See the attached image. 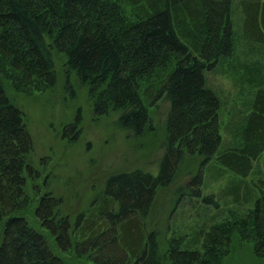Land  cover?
<instances>
[{
  "label": "trees",
  "instance_id": "trees-1",
  "mask_svg": "<svg viewBox=\"0 0 264 264\" xmlns=\"http://www.w3.org/2000/svg\"><path fill=\"white\" fill-rule=\"evenodd\" d=\"M236 16L243 36L264 45L260 0H0L1 76L33 73L53 85L57 50L67 74L88 86L94 111H122L121 124L134 133L152 122L148 104L163 94L170 102L157 174L137 169L112 176L75 224L61 213V197L46 191L32 219L22 204L27 174L36 177L32 137L0 79V264H71L72 249L95 264H163V256L170 264H223L234 230L254 242L264 264L262 179L245 188L244 199H253L248 212L231 209L200 247L199 235L182 226L163 254L156 231L146 228L157 188L168 185L185 152L200 155L201 166L214 160L242 177L264 153V64L251 65L247 79L258 88L248 112L232 124L229 143L221 133V98L206 76L237 46ZM73 126L70 138L77 135ZM200 181L201 173L192 178L191 196L200 198ZM245 185H235V199ZM212 200L205 196L201 205Z\"/></svg>",
  "mask_w": 264,
  "mask_h": 264
},
{
  "label": "rangeland",
  "instance_id": "rangeland-1",
  "mask_svg": "<svg viewBox=\"0 0 264 264\" xmlns=\"http://www.w3.org/2000/svg\"><path fill=\"white\" fill-rule=\"evenodd\" d=\"M241 1L233 0V3L237 5ZM235 18L240 32L237 46L232 54L206 72L209 85L222 101L221 133L225 143L232 141V124L242 113L248 112L258 88L247 79L251 65L255 61L264 64V45L244 37L243 21ZM53 58L56 72L53 85L33 73L28 79L1 75L0 79L13 103L23 112L33 142L31 157L35 173H32L36 177L27 174L23 212L29 218H35L38 198L48 191L61 197V213L68 214L75 224L80 214L88 212L111 175L137 169L153 174L159 172L165 153L170 102L163 94L148 104L152 122L142 133H134L121 124L122 111L111 109L103 114L96 113L88 86L80 83L75 73L67 74L66 57L54 50ZM73 122L76 123L74 128L79 130L77 138L62 132ZM183 157L168 185L157 188L146 216V228L156 231L163 254L169 240L181 232L182 226L199 235L200 247L202 237L229 220L227 214L231 209L240 214L248 212L253 199H244L246 187L253 190L259 180H264V153L254 162V169L247 177L236 175L214 160L201 166L203 158L197 154L185 152ZM198 173H201L200 198L189 194L191 180ZM242 181L247 185L241 188V197L235 199V193L240 190L235 185ZM208 195L214 200L201 205L202 198ZM231 238L230 251L223 258V264H263V258L254 249V242L244 241L237 230L232 232ZM76 253L74 249L67 253L71 264H95L89 254L80 257ZM163 258V264H170L165 256Z\"/></svg>",
  "mask_w": 264,
  "mask_h": 264
},
{
  "label": "flooded vegetation",
  "instance_id": "flooded-vegetation-1",
  "mask_svg": "<svg viewBox=\"0 0 264 264\" xmlns=\"http://www.w3.org/2000/svg\"><path fill=\"white\" fill-rule=\"evenodd\" d=\"M75 124H76L75 122L72 123V125H74V126H75ZM74 126H73V128H74ZM67 127H68V126H66L65 128H63V131H62L63 133H65V136L69 135V131H70V130H69V131L67 130ZM65 130H66V131H65ZM74 130L77 131V135L74 136L75 138H77V137L79 136V133H78L79 130H78L77 128H74ZM123 173H126V172H123ZM123 173H121V174H123ZM117 175H119V174H117ZM112 176H116V175H111V176L107 179V181H108ZM107 181H106V183H107ZM106 183H105V185H106Z\"/></svg>",
  "mask_w": 264,
  "mask_h": 264
}]
</instances>
